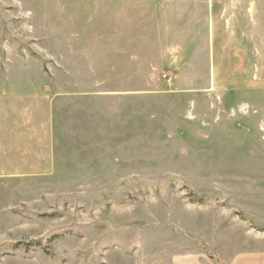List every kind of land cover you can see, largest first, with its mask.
Masks as SVG:
<instances>
[{
	"label": "rangeland",
	"instance_id": "obj_1",
	"mask_svg": "<svg viewBox=\"0 0 264 264\" xmlns=\"http://www.w3.org/2000/svg\"><path fill=\"white\" fill-rule=\"evenodd\" d=\"M243 249L264 250V0H0V264Z\"/></svg>",
	"mask_w": 264,
	"mask_h": 264
},
{
	"label": "crops",
	"instance_id": "obj_2",
	"mask_svg": "<svg viewBox=\"0 0 264 264\" xmlns=\"http://www.w3.org/2000/svg\"><path fill=\"white\" fill-rule=\"evenodd\" d=\"M166 264V263H164ZM168 264H264V250L243 249L235 251L228 259L212 261L204 252L193 251L173 257Z\"/></svg>",
	"mask_w": 264,
	"mask_h": 264
},
{
	"label": "built area",
	"instance_id": "obj_3",
	"mask_svg": "<svg viewBox=\"0 0 264 264\" xmlns=\"http://www.w3.org/2000/svg\"><path fill=\"white\" fill-rule=\"evenodd\" d=\"M164 79L165 81L170 82L172 80V77L165 74Z\"/></svg>",
	"mask_w": 264,
	"mask_h": 264
}]
</instances>
